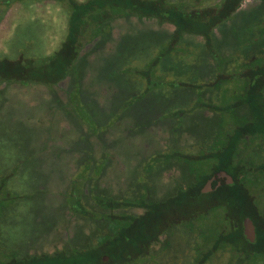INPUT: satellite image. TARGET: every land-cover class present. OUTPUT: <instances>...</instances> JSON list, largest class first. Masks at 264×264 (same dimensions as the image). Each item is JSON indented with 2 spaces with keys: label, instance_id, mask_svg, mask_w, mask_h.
I'll return each instance as SVG.
<instances>
[{
  "label": "rangeland",
  "instance_id": "1",
  "mask_svg": "<svg viewBox=\"0 0 264 264\" xmlns=\"http://www.w3.org/2000/svg\"><path fill=\"white\" fill-rule=\"evenodd\" d=\"M261 1L242 0L236 10L233 26L227 19L213 27V31L216 32L215 45L221 49L223 55L240 53L236 48L238 37L233 35V31L243 30L242 24L246 19L251 21ZM21 6L22 3L19 1L9 6L0 5V53L2 54L7 53L10 46L16 47L15 52L27 43H29L27 48H31V42H23V40L27 39L30 33L44 29L40 27L41 30H37L36 28L41 25L35 28L31 25L29 32L24 36H18L20 38L18 39L17 34L23 33L28 26L22 22L24 18L27 20V15L16 16L21 11ZM250 14L251 16L247 17ZM49 15V26L45 28H48L51 38L55 30V19L52 14ZM30 18L34 21L38 16L31 13ZM116 19L106 39L96 36L83 45L81 50L84 58L78 61L80 68L77 74L66 72L63 79L61 78L56 84L46 86L30 81L22 85L14 82L0 84V88L4 89L0 96V174L12 170L13 174L9 175L8 184H11V188L18 193L14 202L5 204L7 207L10 205L5 214L6 220L10 222L9 230L17 236L10 239L0 235V250L4 249L6 252L7 249L14 250L20 255L51 252L68 242L81 244L83 240L78 236L84 237L85 234L100 229L107 232L102 220L81 219L65 204L72 179L81 172L83 174L80 181L81 198L89 210L93 207L89 204L92 193L117 198L126 193L143 192L148 189L149 194L159 202L174 197L166 203L176 202L170 204L175 210L162 209L160 203L157 206L162 216L155 220L152 229L158 230L159 235L148 245L141 264H264V256L234 252L232 242L225 241L224 234L238 221L240 215L233 207L236 204H229L228 208L222 205L225 188H221L220 193L210 189L198 194L197 191L195 193L197 188L189 189V182L185 187L176 185L188 181V178L183 172L185 167L173 157L170 158L172 160L167 166L146 176L147 168L144 164L155 153L176 147L186 151L188 149L190 153L189 148L199 143L200 136L209 129L205 126L203 128V124L213 114L204 107H198L194 112L189 110L187 119L181 118L182 112L172 116L173 114L168 113L173 109L169 105L172 104L175 108L188 102L191 106L195 100V90L176 92L168 90V86L156 92L158 94L154 97L147 94L133 100L131 106L124 109V101L135 89L131 83L126 87L123 78L119 76L121 48L127 47L130 51L127 63L131 70H124L123 77L127 78L134 74L136 76L135 70L141 73L146 71L142 61L161 49L160 44L158 46L154 44V39L164 36L166 29L168 31L173 26L170 22L160 24L156 18H138L135 13ZM252 28L249 31L257 30L255 27ZM183 35L196 47L203 46L202 35L195 33ZM200 40L201 43H197ZM30 52L31 50L28 51L29 54ZM187 60L189 62V59ZM238 61L240 64L233 66L236 70H240L238 72H248L253 69L252 64H242L248 60L238 58ZM198 62V65L190 68L193 70V75L201 79H209L215 69L213 61L205 57L200 58ZM179 71H183V68H179ZM223 71L232 73L229 72L232 68ZM140 72H137V75L141 74ZM75 77L79 79V83H75ZM172 78L170 73L165 76L166 80ZM225 84V90L221 91L223 98L217 103L222 110L226 104L232 103L233 107L222 114L217 112L212 120L214 132L219 136L215 139L218 144L224 146L230 140L229 135L233 137L235 134V129H232L234 114L247 109V102L234 107L243 100L239 97L241 94L238 91L239 79L228 80ZM73 91L76 100L88 111V117L84 114V118L83 113L75 108L71 97ZM261 93L264 94V88ZM202 95L207 96L205 101L208 100V90ZM86 118L93 123H88ZM221 118L222 125L219 123ZM219 126L221 129L218 128ZM242 142L243 140L239 138L238 146L234 151L237 156L245 150ZM252 150H257L259 155L264 156V140L260 144H252ZM220 153L221 156L218 154L207 156L198 163L191 161L190 164L192 167L194 165L196 176L200 181L201 176L214 172L218 166L231 168L230 163L220 164L225 153L224 147ZM85 160H89L87 170ZM223 161L229 162V159L225 158ZM261 181L262 193L257 186H250L249 189L255 194L254 203L264 213V177ZM180 186L187 188V192L175 196ZM191 194L195 195L194 198H191ZM134 210L140 211L141 207H135ZM176 219L183 221L173 223L160 232L165 224ZM109 246L105 242L100 246L93 245L83 256V263L102 264L98 260L97 253L104 252ZM104 255L107 256L106 253H102V257ZM51 261L53 264H74L72 259L68 261L59 254L55 258L43 256L38 261L31 260L22 264L48 262L52 264ZM11 262V264L18 263Z\"/></svg>",
  "mask_w": 264,
  "mask_h": 264
},
{
  "label": "trees",
  "instance_id": "2",
  "mask_svg": "<svg viewBox=\"0 0 264 264\" xmlns=\"http://www.w3.org/2000/svg\"><path fill=\"white\" fill-rule=\"evenodd\" d=\"M15 1L22 3L21 11L16 16H28L27 20L24 18L22 21L28 26L23 33L17 34L18 39H20L18 36H24L29 32L28 29L31 25L33 28L41 25L36 28L37 30H41L42 27L44 29L43 31L30 33L29 37L23 40V42H31V48H27L29 46V43H27L22 45L23 47L18 46V52H15L16 47L10 46L7 53H0V84L11 82L25 84L30 81L53 85L63 78L66 72L77 74L80 68L78 61L80 62L84 58L81 50L83 45L96 36H100V39H106L111 33L112 20L117 17L135 13L138 18H156L160 24L170 22L173 28L168 31L166 29V34L161 38L156 37L154 39L156 46L160 44V51L142 61V66L146 67V71L144 70L142 73L145 74L135 70L136 76L134 74L127 78L123 77L122 72L124 70H131L127 63L130 51L127 47L121 48V73L119 76L123 78L126 87H129L131 83L135 89L124 101L123 108L130 107L133 100L140 99L147 94L154 97L158 94L156 92L162 91L168 86V90L176 92L189 91V89L195 90V100L191 106L188 102L175 108L174 105H169L173 108L168 111V113L173 114L172 116L182 112L181 118L187 119L189 110L194 112V109L198 107L206 108L213 115L209 120L205 119L207 121L203 124V128L205 126L209 129H206L207 132L200 136L199 143L189 148L191 154L188 153V149L186 151L180 147L157 152L147 159L144 164V167L147 168L146 176L149 173L157 172L163 166H167L169 161L172 160L170 158L173 157L185 167L183 172L187 174L184 175L188 178V181L176 185L185 187V184L189 182V189L191 187L197 188L195 193L197 191L198 194H201L207 178H216L221 170L229 173L232 177L231 183H220L211 190L219 192L221 188H225V199L222 205L228 208L229 204H236L233 207L240 214L238 221L232 224L228 232L224 234V239L228 243L232 242L234 252L239 251L264 256V213L254 203L255 194L252 189H249L250 186H257L259 192H261V179L264 177V156L259 155L257 150H252V144H260L264 140V106L262 105L264 94L261 93L264 88V0L259 3V7L254 11L251 21L246 19V22L242 24L244 26L243 30L233 31V35L238 37L236 48L240 53L231 55H223L221 49L215 45L216 32L213 31V27L227 19H229V22L231 21L230 25L233 26L232 22L236 10L242 0H0V5L9 6ZM31 13L36 14L38 19L33 21L30 18ZM49 14H52L53 19H55V30L51 34L53 35L51 38L49 36L50 32L47 31L48 28H45V26H49ZM248 16H251V14ZM252 27L257 28V30L249 31ZM184 33L202 35L204 37L203 46L199 48L193 45L188 37H184ZM12 36L14 37V33H12ZM49 39L54 40L48 43ZM162 41L165 42L162 43ZM122 42H124V39ZM197 43H201V40ZM164 45H166L165 48ZM29 50H31L30 54L28 53ZM205 57H209L215 67L214 72L206 80L194 76L193 70H190L191 67L199 64L198 60L200 58ZM238 58L248 60V62L242 64H252L253 69L248 72H238L240 70L233 67L240 64L239 61L237 62ZM187 59H189V62ZM174 68L178 70L174 71ZM179 68H183V71H179ZM227 68H232V71H229L232 73L223 71ZM136 71L141 74L137 75ZM35 73H38V75H35ZM169 73L173 78L166 80L165 76ZM77 77H75V83H79ZM231 79H239L240 87L238 91L241 93L239 97L243 99L234 107L247 102V109L244 112L233 113L235 118H233L232 129H235V134L233 137L229 135L230 140L224 146V144H218L215 139L219 136L214 132L212 120L214 119L213 116L216 117L217 112L222 114V112H228V109L233 107L232 103L230 105L226 104L222 110L217 103L220 98H223L221 91L225 90V83ZM224 81L225 83H223ZM2 90L4 89L0 88V96ZM206 90H208L209 96L208 100L205 101L207 96L202 95V93ZM75 91L71 96L73 104L77 111L83 113L84 118V114L88 117V111L85 107L83 109L76 100ZM136 93L138 94L136 95ZM164 97L166 98V96ZM86 120L90 124L93 123L87 118ZM219 123L222 125V118ZM218 128L221 129V126ZM239 138L241 141L243 140L242 144L245 150H242L241 154L237 156L234 151L238 146ZM223 147L225 153L220 164L230 163L231 168H220L218 166L214 169V172L201 176L200 181L196 176L194 165L192 167L190 164L191 161L195 163L197 161L198 163L207 156L212 157L215 154L221 156L222 153L220 152ZM225 158L229 159V162L223 161ZM89 160L84 161L86 170L88 169L87 163ZM11 174H13L12 170L9 173L0 174V235L3 238L10 237V239L17 235L9 230L10 222L6 220L5 214L8 212L10 205L7 207L5 204L14 202L15 196L18 194L11 188V184H8V177ZM82 177L83 174L80 172L78 176L72 179L65 204L81 219L86 218L88 221L93 219L97 221L99 218L104 222L103 226L107 227V232L100 229L91 234L87 233L84 237L78 236L79 239L83 240L81 244H69L68 242L65 246L51 252L42 251L20 255L15 253L14 250L8 251L7 249L6 252L3 249L0 250V264H11V261L22 264L31 260L38 261L43 256L55 258L58 254L63 259H68V261L72 259L74 264H84L83 256L87 254L89 248L93 245L100 246L103 242L110 246L104 252L97 253L100 263H142L148 245L155 241L159 235L158 230L152 229L155 220L162 216L157 206L160 203L162 209L175 210L170 204L176 202L166 203L174 197L159 202L149 194L148 189L143 192L126 193L117 198L101 193H92L89 204L93 207H91L92 210H89L81 198L80 181ZM180 188H178L179 190L175 196L187 192V188ZM1 190L4 191L1 192ZM191 196V198H194L195 195L191 194ZM240 204L242 207H239ZM135 207H141V210L136 212ZM245 216H250L255 225V238L253 241H249L243 233L242 220ZM182 221L183 219L173 220L171 223L165 224L160 232L173 223H181ZM235 233L236 235H234ZM102 253L107 254L106 261L102 259Z\"/></svg>",
  "mask_w": 264,
  "mask_h": 264
},
{
  "label": "water",
  "instance_id": "3",
  "mask_svg": "<svg viewBox=\"0 0 264 264\" xmlns=\"http://www.w3.org/2000/svg\"><path fill=\"white\" fill-rule=\"evenodd\" d=\"M232 177L229 173H227L224 170H221L219 172V176L216 178H210L208 179L207 183L204 184L202 187V191H207L210 189H214L218 184L223 182H231ZM242 226H243V233L246 236V238L249 241H253L255 238V225L253 223V220L250 218V216H245L242 220ZM102 259H107V256L104 255Z\"/></svg>",
  "mask_w": 264,
  "mask_h": 264
},
{
  "label": "crops",
  "instance_id": "4",
  "mask_svg": "<svg viewBox=\"0 0 264 264\" xmlns=\"http://www.w3.org/2000/svg\"><path fill=\"white\" fill-rule=\"evenodd\" d=\"M115 20H117V19H113L112 20V24H113V22L115 21ZM63 79V78H62ZM20 85H22V84H20ZM37 85H45L46 86V84H42V83H37ZM1 114V113H0Z\"/></svg>",
  "mask_w": 264,
  "mask_h": 264
},
{
  "label": "flooded vegetation",
  "instance_id": "5",
  "mask_svg": "<svg viewBox=\"0 0 264 264\" xmlns=\"http://www.w3.org/2000/svg\"><path fill=\"white\" fill-rule=\"evenodd\" d=\"M218 176H219V175H218ZM218 176H217V177H218ZM210 178H211V177L207 178L205 183H207L208 179H210ZM205 183H204V184H205ZM223 183H228V182H223ZM221 184H222V183H221ZM203 186H204V185H203Z\"/></svg>",
  "mask_w": 264,
  "mask_h": 264
}]
</instances>
